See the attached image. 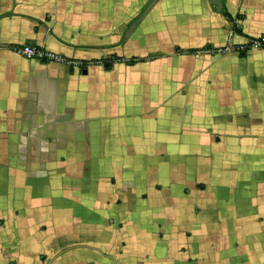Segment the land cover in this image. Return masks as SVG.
<instances>
[{
  "label": "crops",
  "instance_id": "crops-1",
  "mask_svg": "<svg viewBox=\"0 0 264 264\" xmlns=\"http://www.w3.org/2000/svg\"><path fill=\"white\" fill-rule=\"evenodd\" d=\"M262 34L264 0H0V264H264Z\"/></svg>",
  "mask_w": 264,
  "mask_h": 264
},
{
  "label": "built area",
  "instance_id": "built-area-1",
  "mask_svg": "<svg viewBox=\"0 0 264 264\" xmlns=\"http://www.w3.org/2000/svg\"><path fill=\"white\" fill-rule=\"evenodd\" d=\"M262 42L264 43L263 35L254 36L249 39V43L251 45H259V44L261 45ZM9 49L29 59L36 58L45 61L61 63L70 69L73 68L80 69L83 66H85L87 63H89L88 61L82 58L66 56L57 51L47 49L35 43L11 44L9 45Z\"/></svg>",
  "mask_w": 264,
  "mask_h": 264
},
{
  "label": "rangeland",
  "instance_id": "rangeland-1",
  "mask_svg": "<svg viewBox=\"0 0 264 264\" xmlns=\"http://www.w3.org/2000/svg\"><path fill=\"white\" fill-rule=\"evenodd\" d=\"M227 43H229V41H226L225 44H227ZM234 46H237V49H240L244 45L241 44V42H237V44ZM252 46H256V48H258V47L263 48L264 43H262L261 45L259 44V45H252ZM222 51H224V52L226 51L225 53H223V54H225V56H220V57L214 58L218 68H228V69H232V70H238L239 74H242L240 72L243 71V68L247 69V67L249 65V61H248L246 55L243 56L244 58H241V56L238 55L237 51L232 52V51L227 50L226 48H223ZM249 78H251V75H249Z\"/></svg>",
  "mask_w": 264,
  "mask_h": 264
},
{
  "label": "trees",
  "instance_id": "trees-1",
  "mask_svg": "<svg viewBox=\"0 0 264 264\" xmlns=\"http://www.w3.org/2000/svg\"><path fill=\"white\" fill-rule=\"evenodd\" d=\"M222 13H223L224 16H226V17H230V16L227 14V12L225 11L224 8H222ZM250 38H251V37H250ZM262 43H263V42H262ZM262 43H261V44H262ZM129 62H132V59H130ZM108 65H109V63L106 62V63H105V66L107 67Z\"/></svg>",
  "mask_w": 264,
  "mask_h": 264
}]
</instances>
